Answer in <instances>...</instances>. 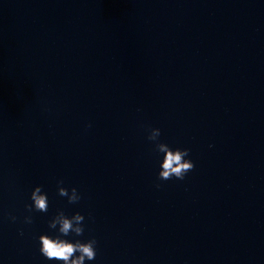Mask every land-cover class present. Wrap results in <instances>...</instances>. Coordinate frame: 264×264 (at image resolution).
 <instances>
[{"label": "clouds", "instance_id": "1", "mask_svg": "<svg viewBox=\"0 0 264 264\" xmlns=\"http://www.w3.org/2000/svg\"><path fill=\"white\" fill-rule=\"evenodd\" d=\"M90 127V125H89ZM161 130L159 128H151L147 139L156 142V150L163 154L162 162L160 163V172L158 173L159 180H171L175 177L178 180H183L186 174L192 171L195 167L191 159H185L190 154L188 148H171L168 144L160 142ZM63 181H58V194L62 197H67L70 204L79 202L81 199L77 189L73 187L71 192L63 186ZM160 187L159 184L156 185ZM32 204L25 205L28 212H47L48 197L42 192V186H36L31 192ZM13 221L16 217H11ZM84 216L79 212L71 217L67 216L64 211H58L57 214L50 220L49 228L57 230L59 235L55 237L48 234L39 236V251L47 260H55L62 264H85V261H92L96 258L95 238L89 239L87 242L76 240L69 241L62 237H67L70 233L81 236L84 233ZM25 223L31 224L32 217L26 216Z\"/></svg>", "mask_w": 264, "mask_h": 264}]
</instances>
